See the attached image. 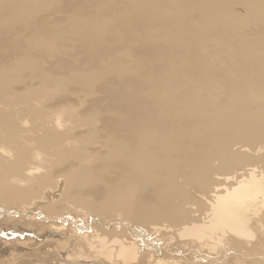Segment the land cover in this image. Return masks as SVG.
I'll return each instance as SVG.
<instances>
[{
  "label": "rangeland",
  "instance_id": "rangeland-1",
  "mask_svg": "<svg viewBox=\"0 0 264 264\" xmlns=\"http://www.w3.org/2000/svg\"><path fill=\"white\" fill-rule=\"evenodd\" d=\"M0 121L10 126L0 129L1 156L8 155L4 147L18 149L23 142L33 155L39 151L33 138L44 132L57 137V148L83 147L92 158L109 150L107 142L124 151L117 169L95 163L94 195L54 201L72 221L91 215L109 218L107 228L119 220L135 223L119 202L102 207L106 195L166 179L177 189L171 203L186 217H202L223 179L264 172V0H0ZM141 154L166 168L136 170L127 158ZM32 160L21 166V176L0 162L6 187L0 189L1 213L22 212L25 204L5 189L25 187L22 177L37 172ZM71 161L73 168L80 163ZM46 193L61 192L44 187L30 199L26 206L36 218L49 202ZM160 223L181 225L164 219L150 226ZM5 232L0 264L25 260L8 247L18 237L21 243L35 239L33 248L54 249L60 257L71 250L51 232ZM252 242L242 250L244 260L264 264V244Z\"/></svg>",
  "mask_w": 264,
  "mask_h": 264
},
{
  "label": "bare ground",
  "instance_id": "bare-ground-1",
  "mask_svg": "<svg viewBox=\"0 0 264 264\" xmlns=\"http://www.w3.org/2000/svg\"><path fill=\"white\" fill-rule=\"evenodd\" d=\"M102 121L105 122V120ZM0 129L5 132L10 129V126L0 121ZM53 131L56 130L53 129ZM118 133H120L119 130ZM33 139L35 142V144L33 143L34 146L39 150L36 153L33 152V155L31 149L25 146V142H23L24 146H21V144L18 149L11 146L4 147L8 154L7 156H1L0 154V158H2L0 162L6 161L10 172L14 171L21 176V166L28 163L31 159H33V170H37L36 173L22 177L26 181L25 187L12 182L15 184V187L5 189L12 192L14 197H17L25 206L22 212L17 210L14 214L0 212V234L3 233L7 236L8 234L5 231H10L11 233L18 232L21 235L30 230L36 237H40L42 234L45 235L51 232L63 236L59 239L56 238V240H65L71 250L65 252V257L63 255L60 257L59 252L54 249L46 253L42 249L43 247L33 248L36 243L35 239L32 240L27 237L21 243L18 237L9 242L10 245L8 247L12 252L23 254L22 257H25V260L20 264H261L256 261H249L247 258L244 260L246 255L243 254L242 250L247 249L249 246H254L253 239H256L259 245L264 244L263 171L257 173L252 169L248 173L239 176L241 179L239 177L223 179L225 184L215 189L214 194L211 195L212 200L208 202V212H203L204 215L202 217L199 216L202 215L201 213L195 217L191 215V217H186V212L179 208V206L174 205V202L171 203L172 194H176L177 189L169 179H166L167 181L164 182L161 181L156 185L151 184V186L131 185L128 192L124 194H113L111 192L112 194L106 195L104 193L106 195V199L104 200L106 201L103 202L102 207H112V204L109 202H119L121 203L119 205L123 207L124 213L128 217H132V220L136 223H123L119 220L114 226L107 228V225L111 221L109 218L103 221L98 217L87 215L82 217L80 221H72L68 217L71 216V213L65 212L63 214L62 211H58V206L55 205L54 201H65V199H68L70 202H75L78 197L84 195V192L94 195V191L90 187L93 186L94 181H96L95 179L99 175L96 173L95 163H101L106 166L105 168L107 166L111 168L114 167L112 165L117 164L115 168L117 169L119 162L116 161L120 160L121 154L124 151L113 148L107 142L106 147L109 150L100 154L96 153L93 155L95 158H92V156L90 157L86 154L88 149L85 150L83 147H79L77 150L63 147L61 149L57 148V137L51 136L48 132H44L41 136ZM112 141L114 142V140ZM102 143L104 144V142ZM71 158L80 162L78 165L76 164L75 168H73ZM124 158L126 159V157ZM127 159L129 161L128 164L136 167V170L144 169L145 166L148 167L149 165L151 166L150 169L166 168V164L162 163L161 159L148 154L131 156ZM57 165L60 166L54 168ZM58 176L61 179H56ZM168 177L172 179V176L169 174ZM103 178L106 181V177ZM50 186L51 188L52 186L53 188H59L61 193L60 195L52 193L44 194V198L48 199L49 202L43 203L45 210L43 213H40L43 215H41V218H36L39 214H34L35 212L33 213V210L31 211V208L27 207L26 204L29 203L30 199L39 197L44 187ZM2 188L6 187H2L0 184V189ZM96 189L99 188L97 187ZM57 190L56 192H58ZM76 203L77 205L80 204ZM5 208L3 207V209ZM39 211L41 210L39 209ZM89 217H92V220H89ZM54 219H60L61 222ZM164 219L171 222L177 221L181 225L175 229H170L171 227L168 228L169 226L167 227V225L162 223H160L162 226H159L160 224L150 226V224H157ZM98 220L99 222H97ZM199 221L201 222L200 224H198ZM100 223H103V225ZM165 229L168 230L164 231ZM3 241L6 242L5 239ZM16 243L24 244L25 247L21 248ZM195 248H197L196 251H194ZM230 250L234 254L228 255L227 252ZM233 256L236 257L235 262H231ZM201 259H204L206 262L202 263Z\"/></svg>",
  "mask_w": 264,
  "mask_h": 264
}]
</instances>
